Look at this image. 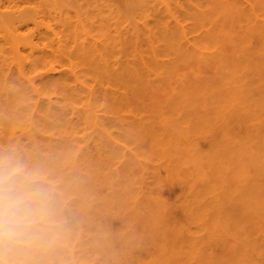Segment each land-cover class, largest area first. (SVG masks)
<instances>
[{
    "label": "rangeland",
    "instance_id": "374dc122",
    "mask_svg": "<svg viewBox=\"0 0 264 264\" xmlns=\"http://www.w3.org/2000/svg\"><path fill=\"white\" fill-rule=\"evenodd\" d=\"M161 1L0 0V159L60 234L26 264H264V0Z\"/></svg>",
    "mask_w": 264,
    "mask_h": 264
},
{
    "label": "clouds",
    "instance_id": "9594fccd",
    "mask_svg": "<svg viewBox=\"0 0 264 264\" xmlns=\"http://www.w3.org/2000/svg\"><path fill=\"white\" fill-rule=\"evenodd\" d=\"M53 193L11 158L0 159V264H26L59 239ZM20 254V259H5Z\"/></svg>",
    "mask_w": 264,
    "mask_h": 264
},
{
    "label": "bare ground",
    "instance_id": "6f19581e",
    "mask_svg": "<svg viewBox=\"0 0 264 264\" xmlns=\"http://www.w3.org/2000/svg\"><path fill=\"white\" fill-rule=\"evenodd\" d=\"M163 1H164V2H163ZM221 1H222V0H221ZM223 1H224V0H223ZM228 1H230V0H228ZM232 1H233V2H232ZM234 1H235V0H231V3L236 4V2H234ZM244 1L247 2L248 0H244ZM161 2H162V4L164 3L165 6H166L165 0H162ZM237 2H238V0H237ZM251 2H252V1H251ZM222 3H223V2H222ZM224 3H225V2H224ZM247 4L250 5V3H248V2H247ZM221 5H222V4H221ZM231 5H232V4H231ZM3 6H4V5H3ZM222 6H223V5H222ZM232 6L235 7V5H232ZM0 7L2 8V5H1ZM1 8H0V10H2ZM219 10H221V8H220ZM224 10H225V9H224ZM219 12H220V11H219ZM1 13H2V12H1ZM224 14H225V13H224ZM224 14H222V16H224ZM172 16L174 17L175 15H172ZM172 16H171V17H172ZM225 16H226V15H225ZM47 29H48V27H47ZM52 30H53V28L51 29V28L49 27V31L51 32ZM215 30H216V29H215ZM218 30H219V29H218ZM218 30H217V32H218ZM211 32H212V31H211ZM52 33L55 34V33H57V32L55 31V32H52ZM209 33H210V31H209ZM212 33H213V32H212ZM215 33H216V32H215ZM219 33H221V29H220V32H219ZM183 34H184V36L186 35V33H183ZM210 34H211V33H210ZM210 34H209V36H207V37L213 38V35H211V36H212V37H211ZM216 34H218V33H216ZM223 34H224V33H223ZM223 34H220V35L223 36ZM56 36H57V35L55 34V37H56ZM214 36H215V35H214ZM58 37H59V36H58ZM210 38H209V39H210ZM213 39H214V38H213ZM58 40H59V38H58ZM60 40H61V39H60ZM216 42H218V41H216ZM31 44H32V43H31ZM31 44H30V46H31V48H32L33 45H35V44H32V45H31ZM36 45H37V44H36ZM35 47H37V46H35ZM35 47H33L32 50H33ZM37 49H38V48H37ZM37 49H34V50L36 51ZM37 51H40V50H37ZM41 51H42V50H41ZM43 51H44V49H43ZM44 52H45V51H44ZM24 59H25V58H24ZM22 60H23V58H22ZM24 64H26V63H24ZM27 64H28V63H27ZM22 66H23V65H22ZM25 66H26V65H25ZM18 70H19V68H18ZM20 70H21V69H20ZM20 70H19V75L21 74V77L23 78V80H25L26 82H28V83H29V86H32V87H33V88L31 87L30 89H34L33 91L35 92V90H36V92H37V91L39 90V88L36 87L37 84H36V80H34L35 78L32 79V78H29V76H28V79H24V78H25V76H24L25 73H24V71L22 72V70H21V71H20ZM53 70H54V69H53ZM72 71H74V70L72 69ZM72 71H70L71 74L74 73L73 75H76L75 72L72 73ZM20 72H21V73H20ZM23 73H24V74H23ZM48 73H49V72H48ZM27 75H28V74H27ZM27 75H26V77H27ZM48 75L50 76V74H48ZM47 78H49V77H47ZM79 82H80V81H79ZM79 84L81 85V82H80ZM79 84H78V85H79ZM82 85H84V84H82ZM37 89H38V90H37ZM88 90H89V89H88ZM89 92H90V93H89L90 96L92 97V98H91V97H90V98L93 99V95H94L95 91H92V90L90 89ZM37 94L39 95V91H38V93H36V95H37ZM38 97H39V96H38ZM94 97H95V95H94ZM40 102H42V101L40 100ZM37 103H38V102H37ZM37 103H36V104H37ZM49 103H50V101H49ZM49 103H48V104H49ZM51 104H52V102H51ZM37 106H40V105L37 104ZM51 107H52V106H51ZM33 112H34V111H33ZM95 114H96V113H95ZM34 115H35V113H34Z\"/></svg>",
    "mask_w": 264,
    "mask_h": 264
}]
</instances>
